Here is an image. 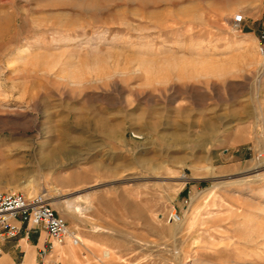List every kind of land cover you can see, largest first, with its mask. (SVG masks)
<instances>
[{
  "label": "rangeland",
  "instance_id": "rangeland-1",
  "mask_svg": "<svg viewBox=\"0 0 264 264\" xmlns=\"http://www.w3.org/2000/svg\"><path fill=\"white\" fill-rule=\"evenodd\" d=\"M262 31L264 0H0V190L87 260L264 264Z\"/></svg>",
  "mask_w": 264,
  "mask_h": 264
},
{
  "label": "built area",
  "instance_id": "built-area-1",
  "mask_svg": "<svg viewBox=\"0 0 264 264\" xmlns=\"http://www.w3.org/2000/svg\"><path fill=\"white\" fill-rule=\"evenodd\" d=\"M242 20L241 15L233 18L235 29L240 27ZM257 50L264 56V31L257 37ZM166 217L170 223H179L181 220L180 213L174 208ZM23 227L26 235L38 228L47 234L48 242L38 251L36 264H51L48 258L55 246L63 245L67 240L72 246L82 245L75 232L68 228L64 217L52 207L45 192L26 194L21 191L0 190V257L3 244L15 239Z\"/></svg>",
  "mask_w": 264,
  "mask_h": 264
},
{
  "label": "crops",
  "instance_id": "crops-1",
  "mask_svg": "<svg viewBox=\"0 0 264 264\" xmlns=\"http://www.w3.org/2000/svg\"><path fill=\"white\" fill-rule=\"evenodd\" d=\"M48 242V237L46 232L41 229L31 230L28 235L25 233L23 227L21 233L13 240L7 241L2 246V255L0 257V264H36V256L38 251L45 247ZM94 245V244H92ZM79 247L82 248L81 255L84 260H80L78 264H106L105 262H100L98 260L91 261L87 260V254L94 256L96 248L89 246V248L82 243ZM61 251L54 249L50 254L48 260L49 262L55 263V257L58 256V252L63 253L62 264H74L75 257L74 253L68 251L64 246L60 247ZM57 253V254H56ZM109 264H132L125 263L124 260H116V262H110ZM135 264V263H133Z\"/></svg>",
  "mask_w": 264,
  "mask_h": 264
},
{
  "label": "bare ground",
  "instance_id": "bare-ground-1",
  "mask_svg": "<svg viewBox=\"0 0 264 264\" xmlns=\"http://www.w3.org/2000/svg\"><path fill=\"white\" fill-rule=\"evenodd\" d=\"M57 247H55V249H56Z\"/></svg>",
  "mask_w": 264,
  "mask_h": 264
}]
</instances>
